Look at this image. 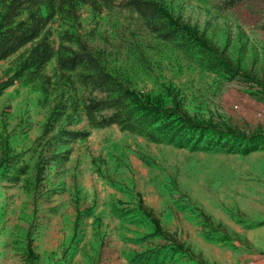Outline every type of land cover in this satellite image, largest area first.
Returning a JSON list of instances; mask_svg holds the SVG:
<instances>
[{"label": "rangeland", "instance_id": "1", "mask_svg": "<svg viewBox=\"0 0 264 264\" xmlns=\"http://www.w3.org/2000/svg\"><path fill=\"white\" fill-rule=\"evenodd\" d=\"M13 1L55 54L0 60V264H264V0H148L173 40L129 0H0V29ZM79 43L96 64L60 68ZM119 94L160 140L91 126Z\"/></svg>", "mask_w": 264, "mask_h": 264}, {"label": "trees", "instance_id": "2", "mask_svg": "<svg viewBox=\"0 0 264 264\" xmlns=\"http://www.w3.org/2000/svg\"><path fill=\"white\" fill-rule=\"evenodd\" d=\"M237 1V0H236ZM228 4H233L234 0H228ZM129 3L135 10H137L143 18L146 20L147 27L156 33H160V36L165 40H173V35H177L175 28L169 29L165 22L159 21V17L154 15V10H157V4L148 0H129ZM14 1L9 5L7 12L4 14L6 23L4 28L0 29V60L6 58L10 54L17 51L19 48L27 44L28 42L37 40V42L30 48L27 57L23 61V68L35 67L41 68L50 58L55 54L53 47L48 41V37L43 33L49 18L50 13L43 15L37 7L33 4L28 5L27 15L23 19L16 20L15 17L19 14L17 10L13 9ZM180 30H184L183 27H179ZM182 32V31H181ZM79 50L74 51L68 48L66 51L57 52V64L60 68L74 69L79 65H92L96 64L92 53L83 44L79 43ZM92 83L100 80V84H107L111 79L109 75L99 74L90 77ZM120 94L112 100H95L86 104V115L89 118L92 127H103L110 124H118L123 128L137 132L139 134H145L151 140H160V137H156L154 128L149 126L148 120L145 115H139L133 113L131 110L127 111L123 105ZM114 108L115 111L107 114L100 115L98 119L95 117V112L98 110ZM183 121H188L183 120ZM68 139H81L88 135L87 131H66ZM167 142H174L170 137H167ZM159 236H164L163 233L157 232ZM165 238V237H163ZM168 240V237H167ZM170 257L175 250V245L169 247ZM178 250V249H177ZM154 252L149 255L153 260L158 258L160 249L156 248ZM149 256L143 257L141 262L151 263Z\"/></svg>", "mask_w": 264, "mask_h": 264}, {"label": "crops", "instance_id": "3", "mask_svg": "<svg viewBox=\"0 0 264 264\" xmlns=\"http://www.w3.org/2000/svg\"><path fill=\"white\" fill-rule=\"evenodd\" d=\"M262 261L264 262V259H262Z\"/></svg>", "mask_w": 264, "mask_h": 264}]
</instances>
